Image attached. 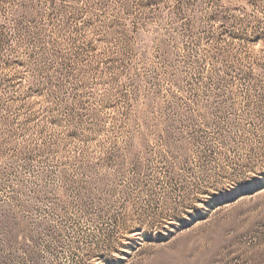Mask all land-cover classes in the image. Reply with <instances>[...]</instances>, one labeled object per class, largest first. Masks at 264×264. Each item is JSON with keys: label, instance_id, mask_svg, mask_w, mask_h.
Listing matches in <instances>:
<instances>
[{"label": "rangeland", "instance_id": "1", "mask_svg": "<svg viewBox=\"0 0 264 264\" xmlns=\"http://www.w3.org/2000/svg\"><path fill=\"white\" fill-rule=\"evenodd\" d=\"M0 264H264V0H0Z\"/></svg>", "mask_w": 264, "mask_h": 264}]
</instances>
